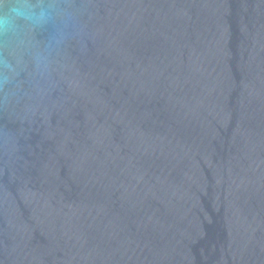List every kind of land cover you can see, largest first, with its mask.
<instances>
[{
  "label": "water",
  "instance_id": "obj_1",
  "mask_svg": "<svg viewBox=\"0 0 264 264\" xmlns=\"http://www.w3.org/2000/svg\"><path fill=\"white\" fill-rule=\"evenodd\" d=\"M0 264H264V0H0Z\"/></svg>",
  "mask_w": 264,
  "mask_h": 264
},
{
  "label": "clouds",
  "instance_id": "obj_2",
  "mask_svg": "<svg viewBox=\"0 0 264 264\" xmlns=\"http://www.w3.org/2000/svg\"><path fill=\"white\" fill-rule=\"evenodd\" d=\"M10 11L15 15H23V11L19 8H12Z\"/></svg>",
  "mask_w": 264,
  "mask_h": 264
}]
</instances>
